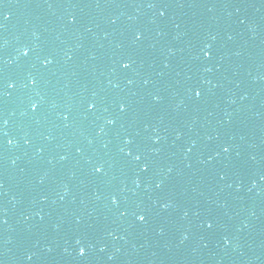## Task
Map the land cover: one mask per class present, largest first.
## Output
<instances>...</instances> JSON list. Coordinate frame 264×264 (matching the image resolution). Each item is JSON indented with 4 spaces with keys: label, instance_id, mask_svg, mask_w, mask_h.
Segmentation results:
<instances>
[{
    "label": "water",
    "instance_id": "95a60500",
    "mask_svg": "<svg viewBox=\"0 0 264 264\" xmlns=\"http://www.w3.org/2000/svg\"><path fill=\"white\" fill-rule=\"evenodd\" d=\"M0 264H264V0H0Z\"/></svg>",
    "mask_w": 264,
    "mask_h": 264
},
{
    "label": "snow or ice",
    "instance_id": "6c2138e0",
    "mask_svg": "<svg viewBox=\"0 0 264 264\" xmlns=\"http://www.w3.org/2000/svg\"><path fill=\"white\" fill-rule=\"evenodd\" d=\"M124 67L127 68V67H129V65L125 64ZM197 95H199V93H197ZM225 151H227V149H225ZM137 159H139V157H137ZM96 171L99 172V171H101V169L100 168H97ZM114 203H115V201H114ZM139 219L141 221H143L144 220V217L141 216V217H139ZM209 227H211V225H209ZM80 255L81 256L85 255V249H83V248L80 249Z\"/></svg>",
    "mask_w": 264,
    "mask_h": 264
},
{
    "label": "clouds",
    "instance_id": "9594fccd",
    "mask_svg": "<svg viewBox=\"0 0 264 264\" xmlns=\"http://www.w3.org/2000/svg\"><path fill=\"white\" fill-rule=\"evenodd\" d=\"M9 87H11V85H9ZM10 143H11V141H10Z\"/></svg>",
    "mask_w": 264,
    "mask_h": 264
}]
</instances>
